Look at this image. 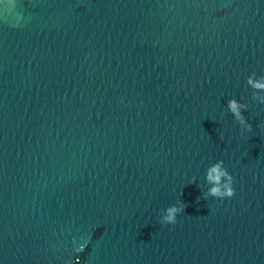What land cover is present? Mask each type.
<instances>
[{
  "label": "water",
  "instance_id": "1",
  "mask_svg": "<svg viewBox=\"0 0 264 264\" xmlns=\"http://www.w3.org/2000/svg\"><path fill=\"white\" fill-rule=\"evenodd\" d=\"M257 83L264 0H0V264H264Z\"/></svg>",
  "mask_w": 264,
  "mask_h": 264
},
{
  "label": "clouds",
  "instance_id": "2",
  "mask_svg": "<svg viewBox=\"0 0 264 264\" xmlns=\"http://www.w3.org/2000/svg\"><path fill=\"white\" fill-rule=\"evenodd\" d=\"M257 88H264V83H257L254 85ZM229 110L233 113L239 123L244 124L243 117L241 116L238 106L235 102L229 101ZM245 128L250 130V125H245ZM206 181L211 185L208 195L216 198L232 197L234 194L233 181L231 175L222 167L221 163L211 165L205 173ZM182 211L181 207L172 206L165 210L164 215L161 217V223L172 224L175 223L177 214Z\"/></svg>",
  "mask_w": 264,
  "mask_h": 264
}]
</instances>
